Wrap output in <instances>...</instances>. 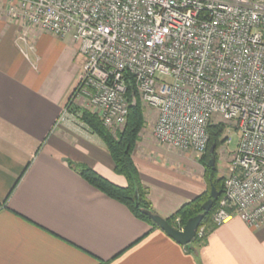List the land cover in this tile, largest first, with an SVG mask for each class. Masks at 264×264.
Instances as JSON below:
<instances>
[{"label":"crops","instance_id":"crops-1","mask_svg":"<svg viewBox=\"0 0 264 264\" xmlns=\"http://www.w3.org/2000/svg\"><path fill=\"white\" fill-rule=\"evenodd\" d=\"M84 65L76 43L24 31L0 0V264H264V224L212 223L189 251L81 178L80 164L126 185L78 109L60 120ZM145 120L132 160L165 219L206 191L204 169L156 142Z\"/></svg>","mask_w":264,"mask_h":264},{"label":"built area","instance_id":"built-area-1","mask_svg":"<svg viewBox=\"0 0 264 264\" xmlns=\"http://www.w3.org/2000/svg\"><path fill=\"white\" fill-rule=\"evenodd\" d=\"M1 1L24 31L70 39L85 58L60 120L81 102L122 130L133 83L161 145L201 156L207 128L225 126L238 142L211 221L264 224V0Z\"/></svg>","mask_w":264,"mask_h":264},{"label":"trees","instance_id":"trees-1","mask_svg":"<svg viewBox=\"0 0 264 264\" xmlns=\"http://www.w3.org/2000/svg\"><path fill=\"white\" fill-rule=\"evenodd\" d=\"M131 95H134L136 101L134 106L130 105ZM126 96L129 102L128 115L123 129L116 133H111L104 128L96 114L85 109L81 110L75 106L69 108V110L73 108L78 109L77 116L79 120L102 141L112 159L114 173L122 176L126 181V185L117 186L86 165L80 164L77 165L76 168L81 178L90 186L100 191L108 198L122 204L135 218L148 224L151 229H160L150 217L143 213V211H149L151 214H155L147 199V191L140 182L138 170L132 160V153L139 135L146 126L144 108L140 103L133 83L128 85ZM224 132L225 126L221 124L210 125L207 128V149L198 159L204 169V177L207 184L206 191L195 197L192 201L181 206L170 217L165 218L168 224L178 229L179 227H183L188 219L202 214L203 217L198 227L204 226V234L202 237L195 236L189 244L184 246L189 251L192 250V247H201L205 242L207 234L214 228L211 216L223 194V178H219L218 176L215 166L214 151L219 143L221 144L224 142L225 138H221ZM212 145L214 149L213 152L210 153ZM211 187L215 189L217 196L213 200L210 210L204 212L202 210V205L210 199ZM176 220H179L178 224Z\"/></svg>","mask_w":264,"mask_h":264},{"label":"water","instance_id":"water-1","mask_svg":"<svg viewBox=\"0 0 264 264\" xmlns=\"http://www.w3.org/2000/svg\"><path fill=\"white\" fill-rule=\"evenodd\" d=\"M136 103L134 95H131V106H134ZM214 146L210 148V153L213 152ZM217 194L213 187H211L210 191V199L207 200L202 205V210L207 212L210 210L213 200L216 198ZM145 215L150 217V219L171 239H173L179 245L185 246L189 244L196 236L197 228L202 220V214L196 215L186 221L183 225L182 229H176L172 227L167 221L156 215L151 214L149 211H143Z\"/></svg>","mask_w":264,"mask_h":264},{"label":"rangeland","instance_id":"rangeland-1","mask_svg":"<svg viewBox=\"0 0 264 264\" xmlns=\"http://www.w3.org/2000/svg\"><path fill=\"white\" fill-rule=\"evenodd\" d=\"M77 107L81 108V109L83 108L81 102L80 103L77 102ZM147 118L149 120L148 121L149 124H151L153 126L154 121H155V115L152 112H150V113H148ZM151 129H152V127H151ZM221 138H228V140L230 141V143H226L224 140V142H222L221 144L219 143L217 145L215 151H214L215 166H216V170L218 172V176H219V178L220 177L224 178L225 175L227 174V170H228L227 167L229 165L231 155L235 151V148H236V145L238 142V136L233 131H231V133H229V134H226V131H225Z\"/></svg>","mask_w":264,"mask_h":264}]
</instances>
